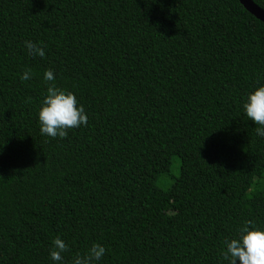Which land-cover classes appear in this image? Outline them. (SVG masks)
<instances>
[{
	"label": "trees",
	"instance_id": "trees-1",
	"mask_svg": "<svg viewBox=\"0 0 264 264\" xmlns=\"http://www.w3.org/2000/svg\"><path fill=\"white\" fill-rule=\"evenodd\" d=\"M46 69L88 117L64 138L39 131ZM261 84L264 23L237 0H0V264H53L57 236L63 264L93 243L97 264H227L264 228Z\"/></svg>",
	"mask_w": 264,
	"mask_h": 264
},
{
	"label": "clouds",
	"instance_id": "clouds-1",
	"mask_svg": "<svg viewBox=\"0 0 264 264\" xmlns=\"http://www.w3.org/2000/svg\"><path fill=\"white\" fill-rule=\"evenodd\" d=\"M28 55L43 58L45 51L39 43L26 40L24 42ZM21 80L31 78L30 71L22 72ZM47 82L46 95L43 97L37 112L39 131L42 135L52 138H64L67 130L86 125L88 117L83 105L71 91L57 87L53 81L55 74L46 69L42 74ZM244 115L255 124L256 134L264 137V84L259 85L247 94L242 103ZM67 244L59 236L51 240L48 255L53 264H63V253ZM105 246L93 243L85 253H77L71 264H97L105 254ZM222 258L227 264H264V228L251 226V221H245L238 229L235 238L224 240Z\"/></svg>",
	"mask_w": 264,
	"mask_h": 264
},
{
	"label": "water",
	"instance_id": "water-1",
	"mask_svg": "<svg viewBox=\"0 0 264 264\" xmlns=\"http://www.w3.org/2000/svg\"><path fill=\"white\" fill-rule=\"evenodd\" d=\"M242 7L250 13L257 20L264 23V11L259 8L256 4H254L251 0H237Z\"/></svg>",
	"mask_w": 264,
	"mask_h": 264
}]
</instances>
